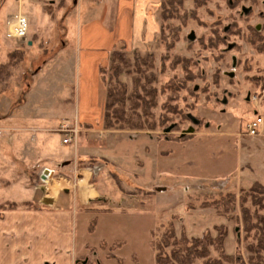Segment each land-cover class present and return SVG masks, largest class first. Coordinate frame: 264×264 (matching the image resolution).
Returning a JSON list of instances; mask_svg holds the SVG:
<instances>
[{
  "label": "rangeland",
  "instance_id": "rangeland-1",
  "mask_svg": "<svg viewBox=\"0 0 264 264\" xmlns=\"http://www.w3.org/2000/svg\"><path fill=\"white\" fill-rule=\"evenodd\" d=\"M162 2L0 0V209L16 207L7 198L35 186H66L61 167H71L73 182L82 177L76 168L86 167L108 196L104 207L130 209L92 225L89 244L115 236L128 255L116 258L117 245L103 243L97 248L102 254L88 249L74 264H154L168 228L174 239L191 242L205 234L214 238L220 226L227 228L224 252L251 264L247 245L254 231L245 232L241 209L264 224V194H253L259 205L248 194L254 182L264 188V127L255 136L244 131L254 114L264 118V43H251L246 28L262 25L264 39V0H203L198 6L183 0L168 20ZM16 12L28 19L24 40L5 35L6 20ZM173 26H179L178 38L168 49L163 39H172ZM226 27L233 33L223 32ZM215 31L223 42L211 47ZM136 52L153 54L146 72L155 106L141 129L106 128V68L113 55L132 59ZM133 75H121L128 92ZM62 129H74L75 141L64 143L69 132ZM52 133L53 145L59 134L69 146L70 160L52 158ZM82 147L91 155L81 158ZM45 168L53 171L47 179L39 177ZM229 194L235 201L228 207L210 205ZM181 246L170 239L163 248L167 264H177L170 255ZM208 247L209 257L217 258L215 244Z\"/></svg>",
  "mask_w": 264,
  "mask_h": 264
},
{
  "label": "crops",
  "instance_id": "crops-1",
  "mask_svg": "<svg viewBox=\"0 0 264 264\" xmlns=\"http://www.w3.org/2000/svg\"><path fill=\"white\" fill-rule=\"evenodd\" d=\"M53 136L55 133L50 137L51 143H47L52 158L57 163L70 160L69 146L61 143L59 134L56 145H53ZM89 155L91 153L83 148L80 157ZM50 161L47 162L48 168L51 167L48 164ZM76 169L82 175L77 182H73L71 167H61L59 170L64 172L66 178L62 177L67 181L66 186H53L59 182L51 181L49 185L56 189L49 190L46 183L35 186V190L22 195L15 193V197L7 198L17 206L0 209V264H74L75 259L86 254L88 249H93L92 253L102 254L104 250L97 251L101 244L117 245L114 241L120 239L113 235L109 238L100 236L91 244L87 236L95 223L96 227L107 217L126 213L130 209L104 207L108 196L99 190L93 179L91 181L93 170L89 171L90 168L86 167ZM53 176L52 180L57 179ZM39 177H42L40 173ZM23 201H28V205H24ZM118 245L113 251L114 257H127L128 254Z\"/></svg>",
  "mask_w": 264,
  "mask_h": 264
},
{
  "label": "trees",
  "instance_id": "trees-1",
  "mask_svg": "<svg viewBox=\"0 0 264 264\" xmlns=\"http://www.w3.org/2000/svg\"><path fill=\"white\" fill-rule=\"evenodd\" d=\"M196 6L200 5L203 0H193ZM183 0H163L162 2V18L168 20L177 16L179 7L182 6ZM179 18V17H178ZM169 28L170 26L163 23L162 28ZM172 39L167 42V37L163 39L167 48H171L175 40L178 38L179 26L171 27ZM253 31V30H252ZM225 33H233L232 29H224ZM239 32V31H238ZM237 32V33H238ZM216 40L211 39L209 46L216 47L219 43L223 42V37L219 32H216ZM259 39L255 35H251V43L258 42ZM259 48V45H256ZM153 65V54L146 53L140 55L134 53L132 59L128 56L121 57L113 55L110 60V65L106 68L109 71L108 84L105 102V114L103 123L106 128L110 129H141L144 125V117L151 115V111L148 110L155 106V88L149 87L151 82L150 73L146 70H150ZM102 69V72L105 71ZM133 85L130 91H127L126 85L121 80L122 74H133ZM184 87V83H179L177 86H173L176 89ZM172 89V86L170 87ZM140 110V111H139ZM147 112V114H146ZM152 124V123H151ZM153 126V125H152ZM264 194V188L260 183L254 182L248 191V194L252 197V202L255 205H259L260 199L256 198L253 194ZM219 200V199H218ZM242 200V199H240ZM235 201L234 196L225 195L222 200L211 201L210 205L217 207L219 204H223L226 207L227 204ZM262 206V205H261ZM243 221L245 224V232L249 233L254 231L253 241L247 245V251L253 255L250 257L251 264H264V258L261 252L264 251V224L263 219L258 214L254 213L253 216L246 208L241 209ZM252 218V219H251ZM255 220V221H254ZM216 236L214 238L205 234L201 238H194L191 242L187 238L182 236L179 240L174 239L173 229L168 228L165 230L161 237V241L158 242L156 248L157 252L154 253V264H167L169 257L164 253L163 248L170 244V239L181 243V249L179 251L173 249L170 257L177 264H196V258H204L202 264H224L228 261L235 263L237 261L244 264L242 260L238 259L236 255H228L223 250L224 239L227 236V228L220 226L216 228ZM215 244V247L219 250V256L217 258H210L208 253V244ZM173 244V242H172ZM155 248V249H156Z\"/></svg>",
  "mask_w": 264,
  "mask_h": 264
},
{
  "label": "built area",
  "instance_id": "built-area-1",
  "mask_svg": "<svg viewBox=\"0 0 264 264\" xmlns=\"http://www.w3.org/2000/svg\"><path fill=\"white\" fill-rule=\"evenodd\" d=\"M28 31V19L27 16L21 12H16L10 15L6 20V30L5 35L8 38L16 40H24L27 36ZM252 100L256 104V96L252 97ZM264 127V118L261 114H254V116L246 123L244 134L248 136H255L261 133L262 128ZM64 132H69L68 135H65L63 138L64 143L68 141H75L76 132L74 129H62ZM44 179H47L53 171L51 169H44ZM44 173V172H43Z\"/></svg>",
  "mask_w": 264,
  "mask_h": 264
},
{
  "label": "flooded vegetation",
  "instance_id": "flooded-vegetation-1",
  "mask_svg": "<svg viewBox=\"0 0 264 264\" xmlns=\"http://www.w3.org/2000/svg\"><path fill=\"white\" fill-rule=\"evenodd\" d=\"M242 11L245 14H247V11L249 12V10H246L245 8H243ZM261 28H262V25L259 26V28H257L256 26H253L251 24H248L246 29H247V31H248V33L250 35H252V36L255 35V37H257L260 40V42H263L264 43V39H263V34H262ZM226 29H230V27H226Z\"/></svg>",
  "mask_w": 264,
  "mask_h": 264
},
{
  "label": "water",
  "instance_id": "water-1",
  "mask_svg": "<svg viewBox=\"0 0 264 264\" xmlns=\"http://www.w3.org/2000/svg\"><path fill=\"white\" fill-rule=\"evenodd\" d=\"M44 174H45V171H44V173L42 174V177H44Z\"/></svg>",
  "mask_w": 264,
  "mask_h": 264
}]
</instances>
